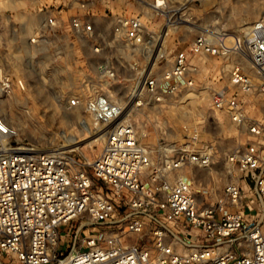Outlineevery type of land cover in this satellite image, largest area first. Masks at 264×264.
I'll list each match as a JSON object with an SVG mask.
<instances>
[{
	"label": "built area",
	"instance_id": "1",
	"mask_svg": "<svg viewBox=\"0 0 264 264\" xmlns=\"http://www.w3.org/2000/svg\"><path fill=\"white\" fill-rule=\"evenodd\" d=\"M98 2L76 0L67 22L49 14L43 25L84 36L93 54L147 44L140 13H114L113 37L101 41L88 19ZM151 4L165 22L174 15L168 0ZM217 25L178 49L169 69L141 74L127 102L111 92L68 100L105 130L104 149L90 166L19 150V130L0 108V264H264V113L252 116L249 105L257 93L264 95V17L232 34L218 32ZM42 42L39 33L30 35V44ZM98 69L111 78L118 73L113 60ZM209 75L214 83L205 82ZM26 86L0 65V103ZM198 90L245 138L244 147L228 153V180L210 204L198 201L192 172L214 160L215 146L203 138L201 123H184L181 141L161 143L165 157L157 158L145 141L148 130L133 115Z\"/></svg>",
	"mask_w": 264,
	"mask_h": 264
},
{
	"label": "rangeland",
	"instance_id": "2",
	"mask_svg": "<svg viewBox=\"0 0 264 264\" xmlns=\"http://www.w3.org/2000/svg\"><path fill=\"white\" fill-rule=\"evenodd\" d=\"M152 2L107 0L113 12L108 8L105 12L106 1L99 0L94 15L88 19L95 22L101 41L113 37L114 13H140L145 20L147 44L123 45L121 50L109 47L102 54H93L92 42L84 36H74L63 26L43 25L49 14L67 22L76 12V0H0V65L13 80L22 77L27 85L26 90L16 88L13 96L0 103L9 123L19 130V150L50 153L62 165L71 164L74 168L90 166L102 153L107 136L82 106H68L70 98L111 92L127 102L141 74H160L169 69L178 49L191 43L199 31L218 23V32L232 34L264 17V0H168L174 15L165 22L160 13L151 10ZM33 33L41 35L42 44H30ZM107 59L118 68L114 78L98 69ZM246 59L243 62L251 69L250 60ZM212 76L205 82L214 83ZM249 105L252 116L262 115L264 95L257 93ZM133 115L142 129L148 130L145 141L155 148L157 158L165 157L159 148L161 143L165 146L181 141L184 123H201L203 138L215 146V153L209 168H192L197 199L201 204H210L223 193L228 180L227 155L244 147L245 138L228 118L214 113L204 93L198 90L193 96L169 97L162 103L144 105Z\"/></svg>",
	"mask_w": 264,
	"mask_h": 264
},
{
	"label": "bare ground",
	"instance_id": "3",
	"mask_svg": "<svg viewBox=\"0 0 264 264\" xmlns=\"http://www.w3.org/2000/svg\"><path fill=\"white\" fill-rule=\"evenodd\" d=\"M244 59H246V58H244ZM246 60H249V59H246Z\"/></svg>",
	"mask_w": 264,
	"mask_h": 264
}]
</instances>
